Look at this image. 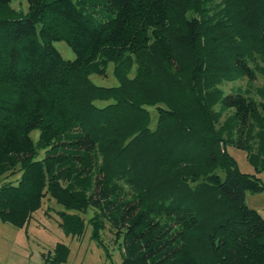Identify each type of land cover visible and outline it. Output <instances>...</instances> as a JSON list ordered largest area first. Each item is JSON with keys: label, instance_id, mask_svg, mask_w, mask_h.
I'll use <instances>...</instances> for the list:
<instances>
[{"label": "trees", "instance_id": "obj_1", "mask_svg": "<svg viewBox=\"0 0 264 264\" xmlns=\"http://www.w3.org/2000/svg\"><path fill=\"white\" fill-rule=\"evenodd\" d=\"M11 1L0 0V220L23 226L47 195L65 233L87 223L105 249L107 226L120 264H264V218L244 200L264 185L227 151L264 171V83L260 99L220 86L264 77V0ZM108 63L117 83H94ZM52 251L56 264L67 246Z\"/></svg>", "mask_w": 264, "mask_h": 264}, {"label": "rangeland", "instance_id": "obj_2", "mask_svg": "<svg viewBox=\"0 0 264 264\" xmlns=\"http://www.w3.org/2000/svg\"><path fill=\"white\" fill-rule=\"evenodd\" d=\"M11 5L15 8L24 9L25 0H12ZM190 15V14H189ZM63 58H72L73 52L62 40L52 42ZM261 64V61H258ZM111 63L107 64L105 75L91 73L90 79L99 85L116 84V78L111 72ZM252 79L248 80L245 75L231 80H223L220 86L227 92L229 90H242L254 99H260L257 88L264 83V77L258 70L254 71ZM102 102L100 101V104ZM149 108V126L153 125L156 114L152 107ZM216 108V106H215ZM224 113L220 116L223 118ZM38 130L29 131L31 139H35ZM227 151L236 161L240 171L255 173L264 185V171L255 172L252 164L247 160L245 151L240 147L227 146ZM42 150H38V156ZM17 174V173H15ZM13 174L11 180L17 175ZM244 200L248 207L256 209L264 218V189L259 191L245 190ZM62 206L47 195L42 197L41 205L31 213V217L23 226H14L11 223L0 220V264H53L45 261L41 252H53L56 242H62L67 246L65 258L56 264H120V247L113 239L112 232L107 226L101 230V238L106 245L104 249L90 237V226L85 223L80 234L65 233L59 222L61 217L58 210ZM91 209L81 214L88 217ZM51 254V253H50Z\"/></svg>", "mask_w": 264, "mask_h": 264}, {"label": "crops", "instance_id": "obj_3", "mask_svg": "<svg viewBox=\"0 0 264 264\" xmlns=\"http://www.w3.org/2000/svg\"><path fill=\"white\" fill-rule=\"evenodd\" d=\"M30 217H31V216H30ZM27 222H28V221H27ZM43 252H44V251L41 252V256H42V253H43Z\"/></svg>", "mask_w": 264, "mask_h": 264}]
</instances>
